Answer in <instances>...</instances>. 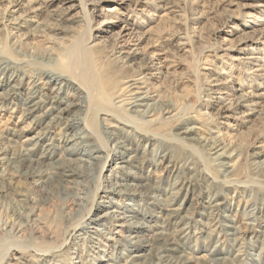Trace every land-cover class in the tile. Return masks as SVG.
I'll use <instances>...</instances> for the list:
<instances>
[{"label": "rangeland", "instance_id": "rangeland-1", "mask_svg": "<svg viewBox=\"0 0 264 264\" xmlns=\"http://www.w3.org/2000/svg\"><path fill=\"white\" fill-rule=\"evenodd\" d=\"M76 49L87 53L92 66L88 72L101 80L94 96L97 109L127 119L113 104V90L142 77L173 113L145 125L134 118L137 131L157 134L153 140L138 141L133 128L120 130L123 149L103 138L101 115L91 111L87 119L97 131L91 151L100 146L101 158L108 156L102 178L86 176L69 188L54 183L49 188L23 174L25 169L12 163V155L25 151L37 160L42 146L25 139L47 129L53 139H62L65 130L61 124L51 126L48 119L23 118L24 90L0 102V124L5 127L0 145L8 149L0 165V172L7 173L0 175V254L9 249L10 256L0 264L19 251V264L120 260L146 237L133 227L139 222L176 228L167 217L172 205L187 210L183 225L190 256L204 255V264H264V0H0L3 59L33 62L44 55L42 60L48 62L46 52L52 51L50 63L68 71V55ZM14 69L0 67V80ZM194 125L207 136L203 146L179 139L182 128ZM219 143L225 146L218 153L230 158L213 153ZM136 147L139 160L113 170L114 181L130 194L107 195L104 179L114 169L111 159L117 151L132 158ZM170 159L181 164L177 176L188 182V191L181 195L164 181ZM226 162L232 172L222 164ZM144 176L158 189L142 194L139 179ZM168 191L174 192V203L166 197ZM69 192L85 193V205ZM186 193L193 198L191 204L185 202ZM224 200L212 211L213 203ZM110 204L132 215V220L127 218L132 226L120 227L122 221L110 218L95 222V214Z\"/></svg>", "mask_w": 264, "mask_h": 264}, {"label": "bare ground", "instance_id": "bare-ground-1", "mask_svg": "<svg viewBox=\"0 0 264 264\" xmlns=\"http://www.w3.org/2000/svg\"><path fill=\"white\" fill-rule=\"evenodd\" d=\"M83 53L82 50L77 49L70 52L68 55L69 61L67 62L68 71L65 69H59L57 66L50 63L54 60V52L52 51L46 52V59L48 62L42 60V58L44 59V55L37 57L41 59L40 61H37L36 59L33 62L22 57L13 61L6 57L3 59L0 56V67L5 68L7 71L13 67L15 68L9 75H6L5 78L0 80V88L2 89L0 92V102L9 101L12 97L18 96V91L22 92L24 90L26 95L22 101L23 118L27 119L33 117L37 122L48 119L49 124L52 123L51 126L56 127L61 124V130H65V136L62 139L57 138L55 140L49 136L50 129L43 130L42 132L33 135L31 138L28 137V139H25V141H31L34 142L35 145L42 146L43 150L37 160L32 159L30 153L25 151L18 154L12 153V163L18 164V166L24 168L25 170L23 174L27 177H35L37 184L42 185L41 187H43V184L45 183V185H48L50 188L54 183L57 186L69 188V183L82 182L86 176L95 177L96 175L98 178H102L101 175L105 168V163L108 160V156L101 158L100 153L102 147L100 146H97L96 149L94 147V151H91L93 150L92 147L95 145L93 138L97 134L96 129L92 124H89L87 119L91 111L97 110V115H101L99 117V123L100 132L103 135V138L116 141L114 146L123 149L127 148L124 145H121V140L119 141L120 130H125L126 128L131 127L138 133V141H143L145 139L153 140L157 133L148 131H145L147 134L140 133V131H137L136 129V127L140 128L138 123L144 124L154 122L158 120L161 114L166 115L173 113V109H171L169 105L163 103L161 94L150 89L145 84L142 77L130 78L125 82V85L113 90V104L116 107H119L120 111L125 112V116H129L127 119L117 112L110 113V111L108 112V110L105 109H97V106H95L94 103V96L95 91H98L101 88L102 83L97 75L88 72L92 67L91 60L88 55H84L87 54L86 52ZM12 64H16L17 66H13ZM78 69H80L81 72H78ZM150 101L153 103H149ZM143 116L147 118L142 119L141 117ZM134 118L139 120L137 125H135L136 122L133 121ZM81 125L83 127H81ZM47 128L50 127L47 126ZM4 129L3 123L0 124V130L2 131ZM14 131L16 132L17 129ZM179 133H181L182 136L179 137V139L189 140L192 143V146L195 144L203 146L207 140V136L203 134L202 128L199 125L184 127ZM179 133L174 134L179 135ZM104 139H102V141H104ZM86 145L89 147L86 148ZM221 145L225 146V144L222 143L213 146V153L217 154L219 150L223 148L220 147ZM138 147L132 149L134 151L132 158H126L125 151H117L119 154L111 159V161L115 163V166L113 167L114 169L110 170V174H107L104 179V181L107 182L105 185L106 194H130L126 190L127 188L122 187L124 184L114 181V171L115 168L124 167L123 164H129L132 159L139 158ZM32 148L33 147H30L28 151ZM7 151L8 149L6 146L4 147L0 145V165L3 164L7 158ZM162 156L164 159L169 157L167 153H164ZM218 156L230 158L225 153H218ZM100 158L102 161L98 160ZM95 161L99 162L100 165L95 166L98 164ZM229 163L230 162H226L222 164L226 165L227 171L232 172L234 168L232 164ZM180 167L181 164L177 159H170L164 167L167 173V177H165L164 181H166L169 186L178 188L176 193L179 195L185 190L188 191L186 188L188 182L179 179L177 176L180 172ZM4 174V171H2V173L0 172L1 176ZM9 175L11 176L12 174L10 173ZM169 176L173 177L169 178ZM171 179L173 180L172 182ZM147 180L148 176L140 177L139 179V187L142 194H147L158 189V186L149 184ZM156 181L158 182V180ZM187 193L185 195V202L191 204L193 198ZM69 194L80 199L81 202L79 204L81 206L85 205L87 199L84 195L85 193L82 192L78 194L77 192H69ZM48 195L49 193L46 192V199ZM166 195V197L170 198V201L174 203L176 199L174 192L168 191L166 192ZM21 201L24 202L22 204L23 210H26V198H23ZM224 203L225 200L213 203L211 205L212 211L218 209ZM107 208L109 209H104L95 214V222L98 223L103 219L110 218L122 221L118 225L120 227L132 226L131 222L127 219L132 215L126 216L125 214H122V211L116 209L111 204L107 206ZM185 212H187V210L184 211L177 206L173 207L172 205L168 207V221L175 224L176 228H158L156 225L149 226L142 224L143 222L134 225V228L139 229L138 231L146 236L143 239H138L137 248L120 260H106L101 264H204V255L192 257L186 250V241L184 240V237L186 236V228L183 225L186 217ZM21 221L23 222V220ZM19 252V256L12 257V259L9 262L7 261L6 264H19L21 262L20 259L23 258V252ZM36 253L39 254L37 251ZM8 254L9 249L0 254V263L5 262V260L10 257ZM225 257L226 256L222 259H225ZM222 264L230 263H227L226 260V263L223 262Z\"/></svg>", "mask_w": 264, "mask_h": 264}]
</instances>
